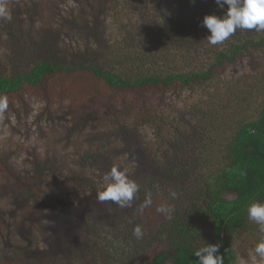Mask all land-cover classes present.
Listing matches in <instances>:
<instances>
[{
	"label": "trees",
	"instance_id": "1",
	"mask_svg": "<svg viewBox=\"0 0 264 264\" xmlns=\"http://www.w3.org/2000/svg\"><path fill=\"white\" fill-rule=\"evenodd\" d=\"M160 1L165 28L157 24L153 40L124 50L116 51L111 43L101 42L107 30L102 32L104 25L96 12L99 21L91 22L85 14L89 4L82 0L77 1L81 19L73 14L65 32L54 29L46 34L66 47L75 44L79 49L81 42L91 44L89 58L77 52L72 59L62 60L56 50L53 57L23 61L37 43L27 40L31 37L28 29L18 27L0 47V51L15 53L14 57L6 55L0 65V95L26 89L47 94L49 84L55 81L61 89L51 97L70 99L69 112L76 126L92 128L95 116L102 114L111 115L117 123L110 133L115 144L103 132L91 137L87 147L72 158L69 177L83 194L77 196L76 203L83 211L82 223L89 224L80 240L73 239L80 246H69V255L48 264L84 263L81 258L86 259L85 264H199L194 252L206 243L219 244L224 264H235L238 250L234 240L240 234L258 235V242L264 239V232L247 216L251 202H264V32L237 29L230 43L213 51L204 68L185 73L145 71L141 67L149 55L144 51L153 57L162 51L180 55L199 44L209 32L203 18L213 14V4L218 6L213 0ZM187 6L194 11L183 13ZM172 26L180 31L170 34ZM64 34L66 41L61 40ZM112 53L118 55L116 66L124 70L115 68L113 60L99 57ZM241 59L249 61L250 74L234 84H224L221 74ZM186 91L198 100L188 111L181 108L171 116L168 93L178 99ZM129 93L137 95V103L124 111L118 102L115 104V96ZM149 95L152 99L145 100ZM146 131L153 135L152 145L145 140ZM112 153L127 160L130 178L140 186L131 207L97 200L103 176L119 165ZM29 163L27 176L13 169L3 171L7 191L19 200L53 201L64 179L61 160L38 156ZM92 171H104L99 172L102 181L93 179L95 174L89 175ZM172 191L177 194L175 199ZM148 193L153 203L140 215L137 210ZM161 204L174 208L171 218L156 211ZM136 225L144 232L139 240L133 236Z\"/></svg>",
	"mask_w": 264,
	"mask_h": 264
},
{
	"label": "rangeland",
	"instance_id": "2",
	"mask_svg": "<svg viewBox=\"0 0 264 264\" xmlns=\"http://www.w3.org/2000/svg\"><path fill=\"white\" fill-rule=\"evenodd\" d=\"M77 1L81 0H6L12 19L10 21L0 20V47L9 42L14 36L10 31L18 27L19 30L28 29L31 37H27V40L37 43L36 46L30 48L26 58L22 59L23 61L30 58H43L45 55L53 57L57 55L56 50L62 60L72 59L77 52L89 58L91 44L81 42L79 49L75 44L66 47L60 41L49 40L46 34L47 31L51 33L54 29L65 32L70 27L67 22L73 14L76 15V19H81L80 10H77ZM82 2L89 4L84 7L85 14L90 16L88 18L91 22L100 19L103 22L101 24L104 25L102 32L104 33V29L107 30L101 42L111 43L116 51L153 40L151 35L157 24L165 28V22L161 18L163 11H160L161 1L159 0H82ZM101 2L105 5L99 6ZM213 3H216L215 0ZM72 7H74L73 11ZM227 8V5L220 8L213 4V14H220L223 17ZM193 11L187 6L184 7L183 13L190 14ZM94 12L101 18L98 19ZM179 31L178 28L173 27L170 34ZM234 34L223 44L212 46L206 40L210 31H206L205 37H202L199 44L197 42L190 51L185 49L180 55L162 51L161 55L153 57L148 51H144L143 54L149 57L143 60L145 65L141 69L163 74L185 73L197 67L204 68L209 63L213 51L230 43ZM65 36L66 34L62 35L61 40L66 41L67 38L63 39ZM6 55L14 57L15 53L13 50L0 51V65L7 59ZM99 57L110 61L118 59L115 53L102 57L99 54ZM113 63H116L115 68L124 70V67L116 66L119 64L118 61ZM126 65L131 66L130 63ZM249 65L247 59L239 60L236 64L229 66L224 74H221L220 80L226 85L234 84L250 74ZM55 84V81L49 84L47 94L42 93V90L26 89L7 96L9 107L3 115H0V264H48L49 260H57L64 255H69V246H80L73 239L80 240L86 232L84 227L87 228L89 223H82L83 211L76 200L77 196L81 197L83 194L81 190L75 189V184L69 177L71 175L69 165L72 163V158L85 149L91 137L97 134L106 132L105 134H109L113 143H116V138L110 136L117 124L111 115L95 116L90 125L92 128L85 129L76 126L72 123L73 118L69 112L70 99L64 96L51 97V93H56V90L61 89ZM52 87L55 88L52 89ZM171 93H168L166 98L169 111H172L171 116H175L181 108L188 111L190 106L198 100V97L190 95L189 91L183 93L178 99L170 95ZM150 96L144 99H152ZM115 98L116 103H114L118 102L120 109L124 111L126 107H132L137 103V95L132 93L115 96ZM133 116L134 114L130 117ZM149 131L144 134L145 140H149V145H152L153 135ZM38 156L39 158L55 157L61 160L64 166L61 170V178H64L63 181L61 180L62 187L60 191L56 189L58 195L53 201L44 202L41 199L30 200L29 198L19 200L17 196L7 191L8 182L5 180L6 173L3 171L15 170L27 176L30 173L29 161ZM111 158L119 165L127 168L130 166L127 160H121L118 154L112 153ZM99 172L104 171H92L89 175L95 174L93 179L102 181ZM97 173L98 177H96ZM72 187L73 189H70ZM257 236L243 232L234 240V246L238 250V261L243 260L245 264H248L249 252L258 243ZM81 260L84 263L77 262V264L86 263V259L81 258ZM238 261L235 264H238ZM258 264H264V262L258 261Z\"/></svg>",
	"mask_w": 264,
	"mask_h": 264
},
{
	"label": "clouds",
	"instance_id": "3",
	"mask_svg": "<svg viewBox=\"0 0 264 264\" xmlns=\"http://www.w3.org/2000/svg\"><path fill=\"white\" fill-rule=\"evenodd\" d=\"M220 8L228 6L227 12L221 16L208 14L203 18V26L210 35L206 38L212 45L223 44L237 29L255 30L264 32V0H215ZM12 19L11 10L7 6L6 0H0V20L10 21ZM9 107L8 97L0 95V115H3ZM139 184L130 178V170L121 165H113L103 176L101 189L97 191V200L100 203L111 201L120 208L131 207L136 193L139 192ZM173 199L177 194L170 193ZM152 195L148 193L138 208V213L143 215L144 210L152 205ZM157 212L171 218L174 208L171 205L161 204L156 209ZM249 221L257 224L261 232H264V202L254 200L247 207ZM144 232L141 225H136L133 229V236L142 239ZM219 244L206 243L195 250V255L199 258V264H224V256L220 254ZM264 262V239H261L249 252L248 264H258ZM238 264H245L240 260Z\"/></svg>",
	"mask_w": 264,
	"mask_h": 264
}]
</instances>
